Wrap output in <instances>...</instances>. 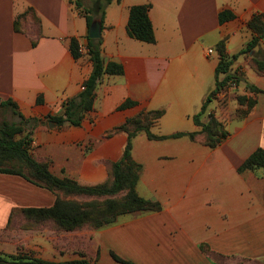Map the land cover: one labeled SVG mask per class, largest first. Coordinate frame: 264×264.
Here are the masks:
<instances>
[{"label": "crops", "instance_id": "1", "mask_svg": "<svg viewBox=\"0 0 264 264\" xmlns=\"http://www.w3.org/2000/svg\"><path fill=\"white\" fill-rule=\"evenodd\" d=\"M78 1L80 7L75 0H0V102L12 100L24 118L33 119L21 135H29L32 156L53 175L81 185L109 178L107 162L120 158L127 140L115 128L130 117L162 109L150 127L154 134L198 130L192 116L215 87V44L224 38L226 53H237L252 37L248 20L264 11V0H111L102 20L87 13L100 20L104 63H120L123 73L100 77L93 109L79 126H57L49 116L62 114L64 102L80 93L92 70L87 53L74 58L69 49L71 37L86 42L89 25L82 11L96 0ZM138 4H149L152 43L128 35L129 8ZM224 10L233 17L220 23ZM263 52L264 39L233 60L229 73L236 82L218 90L200 116L206 122L211 110L228 131L215 148L204 145L201 135L154 140L138 132L133 138L132 156L141 165L136 191L159 201L160 211L126 213L102 227L73 231L50 222L24 226L26 217L14 210L51 207L57 194L0 172V252L24 249L52 261L83 254L92 263L121 264L113 251L134 264H218L206 246L225 264L263 262L264 175L238 171L255 149L264 148V73L251 62ZM249 85L262 92L253 93ZM237 95L256 99L245 115L238 113L245 107ZM126 99L135 103L120 108ZM3 111L20 121L10 108Z\"/></svg>", "mask_w": 264, "mask_h": 264}, {"label": "trees", "instance_id": "2", "mask_svg": "<svg viewBox=\"0 0 264 264\" xmlns=\"http://www.w3.org/2000/svg\"><path fill=\"white\" fill-rule=\"evenodd\" d=\"M111 0H96L90 10H83L87 24L92 22L91 12L95 16L103 18L104 7ZM75 5L80 7L78 0ZM149 4L132 5L129 8L127 20V32L130 37L137 40L152 43L154 33L149 18ZM233 17V13L224 10L219 13L220 23ZM17 28V21L15 22ZM252 32V37L237 53L229 55L225 51V39L215 44L218 54V63L215 68V87L204 99L200 111L192 116L194 124L199 126L198 130L191 132H175L169 135L154 134L150 127L153 126L163 114L162 109L148 110L139 113L134 117L126 119L124 123L115 129L126 133L127 140L120 158L116 161L107 162L109 178L104 182L95 185H81L70 178H59L53 175L44 161L35 159L29 151L31 139L28 134L23 136V127L33 119L24 118L18 111L17 105L12 100L0 102V108H10L14 114L20 117L18 123L2 120L0 122V172L17 174L29 181L42 185L49 190L55 191L57 198L53 206L48 208H26L14 210L22 213L27 221L24 226L36 225V223L50 222L56 229L61 231H73L82 227L99 228L110 224L120 215L131 212H154L160 211L162 205L159 201L142 197L136 191V184L139 180L141 165L133 159L132 145L133 138L138 132H144L149 139L162 140L188 136L195 139L202 136V142L209 148H215L228 135L224 123L212 113L208 114L206 122H202L200 116L205 112L211 97L227 84L229 80L236 82V78L229 73L233 60L240 54L255 48L264 39V11L255 14L247 22ZM87 55L92 62V70L89 76L83 81V89L80 93L63 104L62 114L49 116L57 126L68 123L79 126L84 114L93 109L95 98V87L103 74H122L123 66L117 62L104 63L101 57V39L86 37ZM69 49L74 58L82 55L79 51V41L75 37L69 40ZM257 70L264 73V52L262 57L255 55L251 60ZM224 74L222 80L219 75ZM253 93L262 92L259 88L249 85ZM237 103L245 107L238 111L241 115L247 112L256 103L251 96L237 95ZM41 102V98H37ZM135 102L126 99L120 108L133 105ZM251 170L258 173L260 170L264 175V148L255 149L238 167V171ZM120 195V196H119ZM75 196L95 197L91 200H76ZM72 197V199L70 198ZM101 198V199H100ZM205 247V251L211 254L218 264H225L222 255L213 252ZM112 258L121 264H134L123 259L113 251H110ZM0 264H96L92 263L83 254L79 258L52 261L35 256L32 252L19 249L16 253L0 254ZM242 264V263H239Z\"/></svg>", "mask_w": 264, "mask_h": 264}, {"label": "water", "instance_id": "3", "mask_svg": "<svg viewBox=\"0 0 264 264\" xmlns=\"http://www.w3.org/2000/svg\"><path fill=\"white\" fill-rule=\"evenodd\" d=\"M88 36L92 39H101L100 33V20L94 19L90 25L88 30Z\"/></svg>", "mask_w": 264, "mask_h": 264}, {"label": "rangeland", "instance_id": "4", "mask_svg": "<svg viewBox=\"0 0 264 264\" xmlns=\"http://www.w3.org/2000/svg\"><path fill=\"white\" fill-rule=\"evenodd\" d=\"M213 98V96L211 97V99ZM209 113H212L211 110L209 111ZM208 113V114H209ZM2 120H6L8 122H12V121H16L17 120V117L15 115H13L11 112L9 111H3L0 113V122ZM120 196V195H119ZM0 254H7V253H3V252H0ZM104 262L103 261H100L99 264H103ZM244 264V263H242ZM255 264H264V261L263 262H258V263H255Z\"/></svg>", "mask_w": 264, "mask_h": 264}, {"label": "built area", "instance_id": "5", "mask_svg": "<svg viewBox=\"0 0 264 264\" xmlns=\"http://www.w3.org/2000/svg\"><path fill=\"white\" fill-rule=\"evenodd\" d=\"M79 51L83 54V53H87V47H86V42H79ZM212 49H208V53H211Z\"/></svg>", "mask_w": 264, "mask_h": 264}]
</instances>
